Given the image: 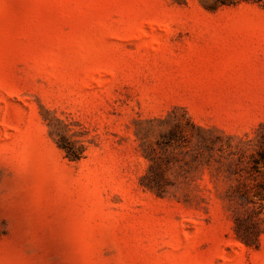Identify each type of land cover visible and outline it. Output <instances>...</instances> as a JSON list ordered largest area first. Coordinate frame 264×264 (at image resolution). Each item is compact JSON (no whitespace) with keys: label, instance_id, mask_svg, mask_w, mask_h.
Masks as SVG:
<instances>
[{"label":"rangeland","instance_id":"374dc122","mask_svg":"<svg viewBox=\"0 0 264 264\" xmlns=\"http://www.w3.org/2000/svg\"><path fill=\"white\" fill-rule=\"evenodd\" d=\"M259 136L264 0H0V264H264Z\"/></svg>","mask_w":264,"mask_h":264},{"label":"trees","instance_id":"16d2710c","mask_svg":"<svg viewBox=\"0 0 264 264\" xmlns=\"http://www.w3.org/2000/svg\"><path fill=\"white\" fill-rule=\"evenodd\" d=\"M260 137V142H264V136H259ZM146 187L150 188L151 189V186L150 184H144ZM238 222L236 223V234L238 236V238L243 242L245 243L246 245L248 246H252L257 240H258V236H259V230H257L255 232V234H253V236L251 234H249V230L248 226L246 227H243L241 226V220H237ZM253 237V239H252ZM255 241V242H254Z\"/></svg>","mask_w":264,"mask_h":264}]
</instances>
